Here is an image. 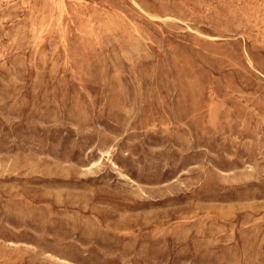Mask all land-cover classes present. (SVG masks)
<instances>
[{
	"label": "rangeland",
	"instance_id": "374dc122",
	"mask_svg": "<svg viewBox=\"0 0 264 264\" xmlns=\"http://www.w3.org/2000/svg\"><path fill=\"white\" fill-rule=\"evenodd\" d=\"M0 264H264V0H0Z\"/></svg>",
	"mask_w": 264,
	"mask_h": 264
}]
</instances>
